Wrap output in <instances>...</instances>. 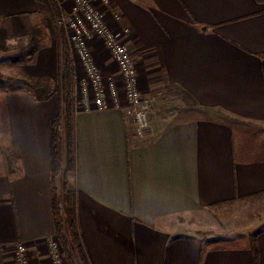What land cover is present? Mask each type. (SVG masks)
Masks as SVG:
<instances>
[{
    "label": "crops",
    "instance_id": "obj_1",
    "mask_svg": "<svg viewBox=\"0 0 264 264\" xmlns=\"http://www.w3.org/2000/svg\"><path fill=\"white\" fill-rule=\"evenodd\" d=\"M42 8L37 0H0V17L10 34L23 35L42 22ZM100 9L154 103L143 135L116 108L75 115L71 191L89 264H254L249 234L216 242L176 219L264 192V138L252 145L236 138L247 134L243 127L264 137V1L111 0ZM92 49L101 71L114 74L104 42ZM35 59L34 73L32 62L13 67L51 76L58 49L43 43ZM1 99L9 145L21 158L17 173L0 170V264H17L19 243L29 264H53L50 134L60 105L28 89ZM253 232L264 264V229Z\"/></svg>",
    "mask_w": 264,
    "mask_h": 264
},
{
    "label": "rangeland",
    "instance_id": "obj_2",
    "mask_svg": "<svg viewBox=\"0 0 264 264\" xmlns=\"http://www.w3.org/2000/svg\"><path fill=\"white\" fill-rule=\"evenodd\" d=\"M42 3V22L38 25H33V30H39L37 33V38H40L41 44H50L56 46L58 49V64L55 74L51 76H34L31 73L34 71H39V67L34 62V64L28 65V72L19 73L15 71L12 63L10 61V56L16 54L19 49L26 46L29 42V36L27 33L21 35L8 34L6 43L8 44V50L0 49V80L6 84V88L0 87V170H8L11 166L14 168L18 167V161L16 154H13L11 159L8 158L9 153L13 151L12 147L9 145L8 133L6 119L4 116L3 107L1 104L2 94L9 90L15 91L18 89H27L23 86L22 83L17 82V80L25 79L28 80L32 76L36 78L41 83L40 86L44 88L43 93H50L51 96L58 101V104L61 105L62 100V84H61V65L63 51L66 48L70 53V57L73 62L74 68V116L76 112L82 111L84 106L81 104L82 98L84 97L83 93L80 90V84L82 81L86 80L87 76L84 72L83 66L80 62H77V54L71 52L69 41L67 39V33L64 28L58 23L61 13L68 12L72 9V3L69 0H50L49 3ZM101 6L98 8L100 9ZM101 10V9H100ZM103 11V10H101ZM105 20H106V14ZM110 26V25H109ZM101 40L100 38L93 37L89 39L88 43L94 57L96 64L98 61L95 57V54L92 49V44ZM110 57L112 54L108 51ZM76 60V63H75ZM114 61V60H113ZM115 62V61H114ZM23 64V63H21ZM76 64V65H75ZM116 64V63H115ZM15 66V65H14ZM27 69V68H26ZM103 72V71H102ZM104 74V72H103ZM114 74H117V70ZM114 74H104L105 77L115 76ZM29 90V89H28ZM90 98L94 97V92L90 91ZM60 111V108H59ZM246 131L247 134L236 135L237 140L241 142L242 139H245V143L248 145L256 144L258 139L262 143V136L256 135L255 130L244 128L241 132ZM63 141L65 142V152L67 150V127H66V117L62 115L61 120V158H62V146ZM264 143V139H263ZM241 144V143H240ZM68 153L65 154V164L62 167L61 159V173L56 179V186L58 188L59 194L63 196V181L65 178V172L68 181V188L71 190L73 187V171H68ZM176 222L183 225L186 230L192 231L194 233H200L206 237H209L211 240L216 242L221 241H239L250 232H253L257 229H264V198H251L246 200L237 201L228 205H223L216 208H211L208 212H202L200 214L187 215L186 217H181L176 219ZM57 243L59 246V253L62 254L64 261H66L63 247L57 238ZM76 259L78 264H82L78 254L76 253ZM65 264V263H64ZM67 264V263H66Z\"/></svg>",
    "mask_w": 264,
    "mask_h": 264
},
{
    "label": "built area",
    "instance_id": "obj_3",
    "mask_svg": "<svg viewBox=\"0 0 264 264\" xmlns=\"http://www.w3.org/2000/svg\"><path fill=\"white\" fill-rule=\"evenodd\" d=\"M72 9L61 13L58 23L67 34L71 52L77 54L86 73V80L80 84L84 97L81 104L82 111L107 110L116 108L124 111L132 118L139 135L150 129L149 112L154 98L145 95L138 87V72L135 59L130 48L122 39L118 31H114L105 20L104 13L98 8L107 6L111 0H69ZM100 38L117 66L115 76L105 77L92 55L89 39ZM76 63V60H75ZM76 65V64H75ZM94 97L90 96V91ZM124 98V100L122 99ZM76 112L78 114L79 112ZM50 257L53 264H64V258L59 253L56 240L50 241ZM17 264H29L26 245L19 243L16 246Z\"/></svg>",
    "mask_w": 264,
    "mask_h": 264
},
{
    "label": "trees",
    "instance_id": "obj_4",
    "mask_svg": "<svg viewBox=\"0 0 264 264\" xmlns=\"http://www.w3.org/2000/svg\"><path fill=\"white\" fill-rule=\"evenodd\" d=\"M45 4L50 0H37ZM264 1V0H259ZM34 26H31L27 31L29 36V42L26 46L19 49V51L10 56L12 63H28L35 59L37 52L41 48V40L37 38L39 30H33ZM35 29V28H34ZM9 30L3 23V19L0 17V49L8 50L9 46L6 43ZM261 60V67L264 74V51L258 54ZM61 84H62V100L59 113L51 120V134H50V150H51V183H52V209L55 220L56 236L59 239L62 247L65 259L68 264H78L76 259V253L82 264H89L87 256L84 252L80 231L77 220V207H76V194L69 190L68 181L65 172V178L63 181V196L59 194L56 186V179L61 173V120L62 115L66 117L67 127V153H68V171L75 170V116H74V68L73 62L70 57V53L65 48L63 51L62 65H61ZM17 82L22 83L24 87L32 91L38 99H48L51 94L43 93L44 88L40 86L41 82L32 76L30 79H20ZM0 87L6 88V84L3 80H0ZM16 154L17 161L19 162L21 156L18 152L12 151L9 153L8 158L11 159L12 155ZM20 170L19 167H10L8 171L11 174H15ZM251 198H264V192H260L249 196L246 199ZM235 201H222L212 204L211 208L220 207L234 203ZM258 232H251L249 234L250 247L253 253L254 264L258 262V246H257Z\"/></svg>",
    "mask_w": 264,
    "mask_h": 264
}]
</instances>
